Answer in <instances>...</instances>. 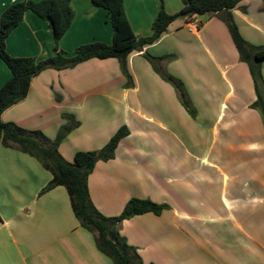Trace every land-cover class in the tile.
Wrapping results in <instances>:
<instances>
[{
    "label": "crops",
    "instance_id": "0c3cea01",
    "mask_svg": "<svg viewBox=\"0 0 264 264\" xmlns=\"http://www.w3.org/2000/svg\"><path fill=\"white\" fill-rule=\"evenodd\" d=\"M18 1L24 0H0V18ZM163 1L170 14L183 7L182 0ZM124 4L135 34L150 35L160 0ZM71 6L74 18L60 40L67 54L85 43L112 42L106 9L92 0H71ZM230 11L242 36L264 46V0H242ZM6 45L16 57L55 54L48 21L30 9ZM145 52L174 55L161 64L183 81L195 115ZM127 61L131 86L117 58L45 69L2 120L54 139L66 122L63 114H73L80 124L59 145L70 162L77 151L99 150L128 127L114 157L97 162L88 184L107 216L120 214L132 197L169 206L119 224L144 264H264V118L251 107L253 78L223 12L177 18ZM261 68L264 76V58ZM10 77L0 58V87ZM51 178L36 157L0 143V264H114L81 225L63 185L41 193Z\"/></svg>",
    "mask_w": 264,
    "mask_h": 264
},
{
    "label": "trees",
    "instance_id": "16d2710c",
    "mask_svg": "<svg viewBox=\"0 0 264 264\" xmlns=\"http://www.w3.org/2000/svg\"><path fill=\"white\" fill-rule=\"evenodd\" d=\"M182 1L181 10L170 14L164 7V1L160 0V10L153 21L152 33L139 37L129 22L124 0H92L93 5L107 10L113 27V40L111 43L95 41L82 44L70 55L61 48L60 40L74 18L71 0L18 1L4 9L1 14L0 58L10 69L11 77L0 87V143L36 157L43 167L50 171L52 178L41 193L58 185H63L67 189L72 209L81 225L94 233L97 247L108 255L114 264H144L137 248L130 245L121 234L119 224L125 219L146 212L160 214L169 207L150 198L132 197L120 214L107 216L92 201L88 184L89 176L99 160L106 161L114 157L119 142L129 134L128 127L122 125L108 143L99 150L77 151L74 160L70 162L61 154L59 145L80 124L73 114H63L66 122L54 139L48 137L42 130L28 129L15 122H5L1 116L7 108L28 95L32 78L43 70L71 68L91 58H117L127 78L126 85L131 86L133 80L128 70L127 60L133 51L143 50L145 46L158 41L167 31L168 26L179 17L222 11L223 20L227 24L233 42L241 59L248 64L253 78L257 98L251 107L259 109L264 118V76L261 68L264 46L252 45L242 36L230 11L242 0ZM29 9L48 21L53 35L55 54L42 60L31 56H12L7 50L8 35L23 21L25 12ZM144 55L160 76L173 85L185 108L195 115L196 111L191 105L183 81L167 72L161 64L165 59H173L174 55L153 56L147 52Z\"/></svg>",
    "mask_w": 264,
    "mask_h": 264
},
{
    "label": "built area",
    "instance_id": "2783aa9c",
    "mask_svg": "<svg viewBox=\"0 0 264 264\" xmlns=\"http://www.w3.org/2000/svg\"><path fill=\"white\" fill-rule=\"evenodd\" d=\"M190 28L191 29H194V28H196L197 27V21L195 20V19H192V20H190Z\"/></svg>",
    "mask_w": 264,
    "mask_h": 264
},
{
    "label": "rangeland",
    "instance_id": "374dc122",
    "mask_svg": "<svg viewBox=\"0 0 264 264\" xmlns=\"http://www.w3.org/2000/svg\"><path fill=\"white\" fill-rule=\"evenodd\" d=\"M171 84V83H170ZM172 85V84H171ZM173 86V85H172ZM174 88V87H173Z\"/></svg>",
    "mask_w": 264,
    "mask_h": 264
}]
</instances>
